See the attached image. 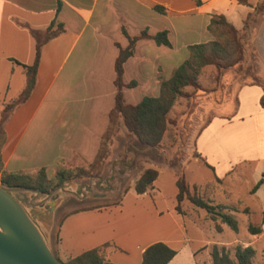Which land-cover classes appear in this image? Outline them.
Instances as JSON below:
<instances>
[{"label":"crops","instance_id":"1","mask_svg":"<svg viewBox=\"0 0 264 264\" xmlns=\"http://www.w3.org/2000/svg\"><path fill=\"white\" fill-rule=\"evenodd\" d=\"M200 1L197 5L194 0H0L1 106L15 98L24 86L23 64L32 62L35 51V39L30 29H44L54 17L65 26L64 32L42 45L35 85L30 95L4 119L6 137L1 148L4 168L11 172L35 174L40 167H44L46 175L51 177L59 167L90 162L97 151L113 104V65L117 53L115 42L121 45L127 42L121 26L130 35L138 34L143 28L152 34L167 28L171 42V46H165L157 45L152 39H139L133 55L124 62L123 77L131 69L135 74L132 79L136 81L135 86L123 88L124 98L126 102L136 103L144 95H158L159 67L162 75L168 78L172 70L188 58V45L212 39L206 26L213 12L224 14L236 29L248 33L247 40H244V58L247 60L242 72L250 79L243 83L237 82L239 75L232 78L229 88L231 90L235 82V110L248 101L259 105L261 135L264 138V108L259 103L264 92V13L249 23L246 30L242 29L244 24L238 28L236 20L242 23L253 10L256 0H247L248 5L236 0ZM155 4L162 5L163 12L155 10ZM185 14L190 15V18ZM181 15L186 20L183 27L178 28L174 18ZM173 40L177 43L174 44ZM77 72L83 77L76 79L70 75ZM104 72L111 75L104 77L101 75ZM205 72H210V79H204ZM214 73H217L214 66L200 69L201 84L208 90L195 93L194 101L199 104L193 110V113L209 123L201 125L196 133L192 156L200 162L204 160L209 168L213 164L207 150L209 139L201 143L200 137L218 136L234 121L230 118L232 113H222L217 108L218 101L224 97L222 81L227 72L221 75L223 78L220 80L216 76L214 78ZM57 81L58 99L47 102V96ZM70 90H74L73 95L68 93ZM203 103L213 107L202 108ZM43 105H46L44 109ZM37 115L35 125L31 126ZM213 121H218L215 128H212ZM256 127L260 128L258 123ZM140 148V161L148 166L146 159L149 158L145 154L149 150ZM164 157L162 163L151 161L158 175L152 188L146 192L138 194L132 185H128L126 191L121 192L118 204L65 214L56 228L53 246L55 255L65 261L108 242L112 245L107 249V261L103 264H140L147 246L163 242L175 250L166 264H212V245L228 249L233 244H241L254 248L252 264H264V247L257 245L264 238V155L258 156L253 162L243 159L244 163L251 166L253 178L248 193L257 201L258 219L253 220L254 212L246 205L238 210V200L222 202L236 207L235 210H225L234 217L238 212L246 215V230L249 222L260 224V233L251 234L247 230L244 239L237 235H225V223L210 218L209 222L198 223L188 215L192 228V235L189 234L187 213L176 210L175 181L178 173L170 163H165ZM232 164L227 158V165L221 171L223 173H214V178L224 183V178L231 174ZM260 178L262 182L251 191ZM225 194L230 196L228 191ZM245 207L248 208L247 212L243 211ZM216 223L220 230L215 229ZM206 229L212 241L205 240L206 235L204 239L200 238V234L207 233ZM194 241L200 244L194 246ZM258 251L263 258H256Z\"/></svg>","mask_w":264,"mask_h":264},{"label":"trees","instance_id":"2","mask_svg":"<svg viewBox=\"0 0 264 264\" xmlns=\"http://www.w3.org/2000/svg\"><path fill=\"white\" fill-rule=\"evenodd\" d=\"M198 5L200 0H194ZM238 3L248 5L247 0H236ZM155 10L163 12L164 7L159 4L153 6ZM255 12L264 11V0L254 6ZM250 14H248L249 17ZM247 27V23H245ZM207 31L212 35V39L207 42L188 45L189 56L177 65L168 78L159 75L158 95H144L138 102L129 103L125 101L123 88L133 87L136 81L131 79L124 81V62L133 55L136 42L139 39H152L157 45L171 46L168 38V29L163 28L155 33H149L146 28L140 30L138 34L130 35L121 26V32L126 37L127 42L121 45L115 42L117 53L114 59L113 77V104L108 112L107 124L100 136L97 151L93 159L85 165L73 167H59L51 177L46 175L44 167H40L35 174L7 171L2 162L1 148L5 141L4 119L19 104L23 103L30 95L36 80L37 67L40 60V50L48 40L65 31L63 22L54 17L46 28L30 29V33L35 39L34 57L30 64H23L25 83L17 96L10 101L4 102L0 119V182L10 186H26L43 192H49L58 184L73 179H86L90 176L99 175L104 165L109 159L114 137L124 127L132 135L138 144L146 149L154 150L155 153H165V151L177 144L178 117L173 113V107L177 101L184 97L192 96L198 90L207 91L200 81V69L207 65H213L216 70V78L228 70L230 67L239 64L244 55V47L241 41L239 30L229 22L224 14L213 12L206 26ZM190 89V90H189ZM260 106L264 108V92L259 99ZM180 139V138H179ZM200 158V155L194 152ZM203 160V159H202ZM207 166H209L204 160ZM137 170V177L132 184L133 190L144 193L152 188V183L158 175V170L154 167L145 166L143 162H132ZM210 167V166H209ZM216 183L221 180L214 178ZM212 181L204 184L191 185L184 176V173L176 175V210L182 213L181 201L187 199L195 207L204 209L209 218L214 221L225 223L231 230L238 231V223L235 217L227 210H235L236 207L222 202H214L206 194H200L197 190L211 187ZM262 182L260 178L251 191ZM127 189L124 188L122 192ZM192 189V190H191ZM121 195L110 202L92 204L88 206H77L66 215L87 209L99 208L110 204L120 203ZM244 212L248 208H243ZM264 214V211H263ZM215 229L220 230L219 224H215ZM247 230L251 234L260 233V224L249 222ZM111 243H104L93 247L82 253L61 261L63 264H103L107 261L106 252ZM175 254V250L163 242H155L147 246L143 253L140 264H166ZM255 250L252 246L235 244L232 250L224 246L212 245L210 256L212 264H252Z\"/></svg>","mask_w":264,"mask_h":264},{"label":"rangeland","instance_id":"3","mask_svg":"<svg viewBox=\"0 0 264 264\" xmlns=\"http://www.w3.org/2000/svg\"><path fill=\"white\" fill-rule=\"evenodd\" d=\"M262 1L263 0H256L254 6ZM263 13L264 11L255 12L253 9L250 13H248L250 14L249 17L247 14V16L244 18L242 23L239 20H236V22L238 21L237 22L238 28H240L242 24H244L242 26V29L247 30V27H245V23H247L248 26L249 23H251L255 18L258 17V15H261ZM185 15L188 16L187 14ZM188 18H190V15L188 16ZM185 20L186 18H182V15L179 16L178 18H174V21H176L178 28L183 27ZM239 34L244 47L243 59L239 64H236L235 66L230 67L228 70L225 71L227 72L225 74V78H223V76H220V78L217 79L220 80L223 78L222 82L224 86L223 89L224 97L222 100L218 101L217 108L219 111H222V113H232L230 118H232V120L234 121H232L233 123L231 125L223 129L222 133H220L218 136H215L213 138H208V136L200 137L201 143H204L206 140L209 139L207 150L210 155L209 160L212 161L213 163L211 168L207 167L203 162H200L198 159L192 156L193 155L192 152L194 149V137L196 133L198 132L201 125L205 123H209L207 122V120H204L203 118L201 119V116H198V114L193 113V110L198 108V104H199L198 102L194 101L196 92L192 96L179 99L175 104V106L173 107V113L179 119L177 131H176L178 134L177 144L168 148L165 151V157L163 156L164 152L155 153L154 150L151 149H148L149 151H146V154L145 153L144 154L149 158L146 159V161H148L147 165L151 167L153 166V164H151V161H154V163H158V162L162 163V157H164L163 159L165 163H170L172 165L171 167L178 174L184 172L186 181H188L190 184L204 183L209 180L212 181L211 183L213 184L211 187H208L206 189L201 187L197 191L200 194H206L207 196L212 198L214 202H223V201L235 202L238 200L240 201L238 202L240 204L237 206L238 210H241L242 205L248 206L254 212L253 220H257L258 218L256 212L258 209V204L257 201L253 198V196H251L248 193V189L251 186L252 178H253L252 170L249 163L248 162H247L248 164H246V162L244 163L243 159L247 158L253 162L258 156L264 155V138H263V134L261 135V113L258 111L259 105L257 103L250 101L240 105L239 110H235L236 109L234 103L235 100L233 98L235 92V89H233L235 82L233 83L231 90L229 88L230 83L233 82L232 78L234 79L235 77H238L240 75L237 80V82L240 83L246 82L247 80L250 79L249 78L250 76L242 72L246 63L245 61L247 60V59L245 60L246 58L245 41L248 38V33L247 31L241 32V30H239ZM211 38H213L212 35ZM173 41L174 44L177 43L176 40ZM209 66H213V65H209ZM159 71H160V75H162L161 67H159ZM209 73L210 72H205V74H203L204 79L205 78L210 79L211 74L209 75ZM70 75L75 76L76 79H78L79 77H83V74L79 72L71 73ZM101 75L107 77L110 76L111 73L108 74L104 72ZM213 76L215 78L216 73H214ZM133 77H135V74L131 69H129L123 78L124 80H130ZM103 88L106 89V87ZM68 89L71 88L69 87ZM68 93L73 95L74 90H70ZM67 96L69 95L67 94ZM54 98L58 99V81L53 86L46 100L48 102L49 100H52ZM111 100H112V96H111ZM45 106L46 105H43L42 109H44ZM204 106L205 108L213 107L209 103H203L202 108ZM56 107L58 108V106ZM1 110H2V106L0 104V119L2 116ZM40 112L41 110L38 112V115L40 114ZM262 113L264 114V112ZM38 115L32 121L31 126L35 125ZM257 123L260 126L259 129H257L256 127ZM42 124L43 122H41V125ZM217 124L218 121H213L212 128H215ZM120 130H119L120 133H117L116 134L117 136L114 137L109 159L104 165L102 172L99 175H95L96 177L98 176L99 179L95 180L94 182L95 188L100 191H112L113 189L114 190L117 189L119 186L120 191L118 193V196L116 198H109V199H85L82 201H76L73 198H69L65 202H63L55 212L54 226L51 232L53 246L55 242L56 228L58 226L60 219L65 214H67L69 211H71L77 206H88L98 203L102 204L117 199L120 196L122 190L128 187V185H132L134 179L137 177V170L134 164H132V162L134 161L140 162V160H142L140 159L139 155L141 154L140 147L143 146L139 145L138 141L132 135H130L129 132L124 127L120 128ZM213 130L215 131L216 129ZM246 150H249V152H247ZM227 158L231 160L232 163L234 164V165L232 164L233 169L231 171V174L228 175L226 178H224V183L220 182L218 184L213 179L214 175L217 173L219 174L223 173L221 171L227 165ZM90 177H94V176H90ZM90 177L82 180L80 179L77 180L87 182V180ZM100 179L103 180V184H100L101 182ZM225 191L230 192V196H226ZM180 208L182 212L187 213L186 219H188V226H189L188 231L190 235H192L191 233L192 228L189 223V219H190L189 216L194 218L195 221L198 223L209 222L208 219L209 216L208 214H205L206 211L204 209L195 207L187 199L181 201ZM235 215H236L235 218L238 223V231L234 232L233 230H231L229 227L226 226L225 235L229 237L237 235L241 239H244L247 237L248 234L245 227L246 215L242 212L235 213ZM206 230L207 233L200 234L199 235L200 238L204 239L205 238L204 235H206L205 240L212 241L213 238L208 233V229ZM214 237H217V235H215ZM193 244L194 246H198L200 243L198 241H194ZM257 245L264 247V238H262ZM233 246L234 244L229 246L228 249L232 250ZM263 256L258 251L256 258L257 259L263 258Z\"/></svg>","mask_w":264,"mask_h":264},{"label":"water","instance_id":"4","mask_svg":"<svg viewBox=\"0 0 264 264\" xmlns=\"http://www.w3.org/2000/svg\"><path fill=\"white\" fill-rule=\"evenodd\" d=\"M97 179L66 180L49 192L0 182V264H63L55 255L51 237L55 212L69 198L82 201L118 196L119 186L112 191L97 190Z\"/></svg>","mask_w":264,"mask_h":264}]
</instances>
